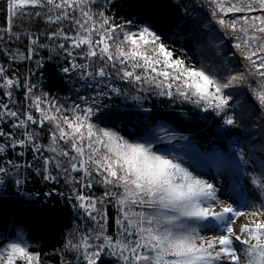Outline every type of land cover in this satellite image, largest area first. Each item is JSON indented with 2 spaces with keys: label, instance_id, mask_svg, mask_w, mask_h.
I'll list each match as a JSON object with an SVG mask.
<instances>
[{
  "label": "snow or ice",
  "instance_id": "snow-or-ice-1",
  "mask_svg": "<svg viewBox=\"0 0 264 264\" xmlns=\"http://www.w3.org/2000/svg\"><path fill=\"white\" fill-rule=\"evenodd\" d=\"M110 3L5 0L0 55L32 61L47 48L66 62L60 71L74 97L52 96L31 82V71L21 82L0 65V121L7 123L0 184L39 165L44 181L66 187L79 223L56 250L59 264H264V0H203L211 21L196 29L218 42L209 46L215 60L204 55L200 67L150 27L116 22ZM15 20H41L49 30L13 31ZM225 38L235 62L221 55ZM19 40H27L26 53L12 50ZM35 64L42 67V58ZM114 97L134 102L138 139L105 124L119 111L106 103ZM153 97L170 108L211 111L220 118L218 140L204 148L158 122L146 106ZM0 264L42 260L21 232H0Z\"/></svg>",
  "mask_w": 264,
  "mask_h": 264
},
{
  "label": "trees",
  "instance_id": "trees-1",
  "mask_svg": "<svg viewBox=\"0 0 264 264\" xmlns=\"http://www.w3.org/2000/svg\"><path fill=\"white\" fill-rule=\"evenodd\" d=\"M203 0H111L108 5V15L112 16L116 22L126 20L133 21V26H148L158 35L163 42L168 45L176 56L185 58L189 63L200 67L206 55L215 60L210 45L217 43L212 36L205 35L208 30L196 29V25H203L211 21L206 7H202ZM24 11H31L30 6H25ZM6 7L5 0H0V28L6 27ZM207 17V19H205ZM13 31L21 30V27L27 28L37 34L49 30V26L41 20L33 23H25L21 26L20 20H15ZM42 43H47L41 38ZM199 45H203V53ZM2 46V45H0ZM13 51L19 50L26 53L27 40H19L11 43ZM230 44L227 38L224 39L221 55L228 53L224 59H230L235 62V58L229 52ZM51 56V58H49ZM42 58L41 71L46 75L48 89L61 88V79L56 71L66 62L56 56L55 53H49L47 48L39 49V56ZM35 59L32 61H11L6 56L0 55V61L8 63L9 66H22L25 62L36 66ZM58 86V87H54ZM65 89H60L64 91ZM68 91V90H67ZM66 91V92H67ZM65 97H74V91L69 90ZM240 99L241 97H236ZM121 102L128 106L114 113L105 120V124L115 127L122 135L130 140L138 139L140 132L137 120L141 118L134 102L120 98ZM146 106L152 109V114L158 122H165L178 134L188 136L198 141V146L210 148L211 142L218 140V126L220 118L214 113L201 112L193 108L192 105L169 107L161 100L151 98ZM253 135H257L255 130ZM257 138L258 135H257ZM182 143V142H177ZM221 150H226L227 145L220 143ZM174 147V146H173ZM258 147V146H257ZM176 155L183 153L176 150ZM31 188L36 189L39 198L36 201L26 200L15 196L11 190L8 194L0 195V232L6 233L9 237L21 232L28 241L30 250L40 253L42 264H59L60 255L57 249H60L65 241L66 235L79 223L76 209H70L71 203L66 199L67 189L61 182L57 185L44 181L41 175H31ZM9 185L11 182H8ZM63 191L65 196L52 194L45 198L44 191ZM99 195V191L96 192ZM114 214L115 210L110 209ZM71 256V254H69Z\"/></svg>",
  "mask_w": 264,
  "mask_h": 264
},
{
  "label": "built area",
  "instance_id": "built-area-1",
  "mask_svg": "<svg viewBox=\"0 0 264 264\" xmlns=\"http://www.w3.org/2000/svg\"><path fill=\"white\" fill-rule=\"evenodd\" d=\"M5 64L6 63H2L0 65L5 66L8 69V74L9 75H11L12 72H16L17 75L19 76L21 82H23V80L25 78V73H24L25 70L27 71V75L29 74V71H31V73H32L31 81L34 84H37L42 91L48 92L52 96H55V97H64V92L60 91L59 88L58 89H53V90L48 89L46 75L41 71V69L37 68L36 66L31 65L29 62H27V66H29L27 69H26L27 66L25 67V65H22V66L15 65V66H12V67L11 66L8 67ZM65 65L66 64H64L61 67H59L57 69L56 73L61 79L62 86L70 87V88L74 89V84L69 81L68 76L60 71V69L62 67H64ZM78 86L79 85H75V87H78ZM2 92H3V90H0V95H2ZM14 97L16 99H18V100L22 99L23 98V89L22 88L21 89H16L15 92H14ZM120 98L121 97H114L111 101H106V103H109L110 108L112 110H115L117 108H119V111L123 110V109H127L128 106L123 104L121 102ZM0 127H4L5 130H7V123L3 122V121H0ZM5 158H7V156ZM13 158H15V157L13 156ZM23 159L31 160L32 157H31L30 154H26ZM36 168H38V165H34V167L31 168V169L21 168L19 170V175H10L9 177L4 178V183L0 184V195L1 194H7L9 192V190L12 191V189L14 187H17V189L21 190L19 197H21L23 199H26V200L36 201L40 197L39 193H38V191H36V189L31 188V186H30V182H31V178H32L31 175L32 174H37ZM16 179L22 180L23 184L21 183V184L17 185L15 183ZM8 182H11V184L9 185ZM59 192H63V191H59ZM59 192L58 191H53V190L52 191L46 190V191H44V196H45V198H47V197H50L52 194H57Z\"/></svg>",
  "mask_w": 264,
  "mask_h": 264
},
{
  "label": "rangeland",
  "instance_id": "rangeland-1",
  "mask_svg": "<svg viewBox=\"0 0 264 264\" xmlns=\"http://www.w3.org/2000/svg\"><path fill=\"white\" fill-rule=\"evenodd\" d=\"M2 63H4V62H1V61H0V64H2ZM5 65H7V66L9 67V64H8V63H6ZM24 65H25V67H26V66H27V62H25ZM29 65H30V64H29ZM28 67H29V66H27L26 69H27ZM24 73H25V77H26V76H27V71L25 70ZM31 82H32V81H31ZM32 83H33V82H32ZM54 87H58V86H54ZM62 88L65 89L66 91H67V90L69 91L70 89L74 91V89H72V88H70V87H64V86H62V83H61V88H59V89H62ZM55 89H58V88H55ZM65 90H64V91H65ZM66 91L64 92V97H65L66 93L68 92V91H67V92H66ZM120 111H121V110H120ZM118 112H119V111H118ZM114 113H115V112H114ZM38 167H39V165H38ZM210 175H215V173H210ZM226 179H227V178H221L220 180L217 181V183H218L221 187H224V186L226 185ZM22 184H23V183H22ZM54 184L59 185V184H61V183H54ZM65 188H66V187H65ZM20 191H21L20 189H17V187H14V188L12 189V191H10V193L12 192L15 196L18 197V196H20ZM7 194H8V193H7ZM1 195H6V194H1ZM27 196H28V195H27ZM223 198H224V197L222 196V199H223ZM70 209H74V208H73L72 206H70ZM261 218L264 219V217H261ZM247 219H248V220H251L252 218H251V217H248ZM239 222H241V223L244 222V218H241V220H240Z\"/></svg>",
  "mask_w": 264,
  "mask_h": 264
}]
</instances>
